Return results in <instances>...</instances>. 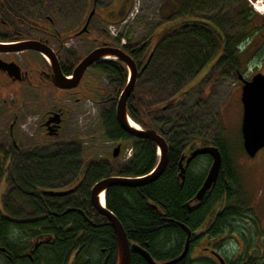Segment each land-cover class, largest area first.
Segmentation results:
<instances>
[{
	"label": "trees",
	"instance_id": "1",
	"mask_svg": "<svg viewBox=\"0 0 264 264\" xmlns=\"http://www.w3.org/2000/svg\"><path fill=\"white\" fill-rule=\"evenodd\" d=\"M240 19L241 28L225 35L212 33L207 25L198 20H173L159 26L140 44H121L141 67L147 62L145 70L139 76L151 67L160 52L167 54L172 48L180 46L184 54L173 66L160 73L156 78V89L135 87L127 103L128 114L136 123L143 128L161 130L166 137L169 144L166 169L150 183L140 186L117 184L106 192V205L122 222L129 240L143 246L157 261H167L181 253L187 236V231L182 226L185 224L195 238L191 237L189 253L173 264H216L210 258H200L197 261L192 259V250L197 246L199 237L207 238L210 246L222 250L225 236L236 233L235 221L246 219L251 212L247 211L241 177L235 158L225 145L223 130L204 138L191 135L188 128L190 124L198 127L199 122L184 124V117L162 116L164 111L172 110L190 92L192 87L186 88L188 83L206 66H209L208 72L216 66L212 76L239 74L242 52H236V47L247 39L248 31L254 29L249 27L251 22L248 21L247 13H243ZM115 39L119 45L120 36ZM95 68L112 70L122 75L123 83L111 92V95L117 96L126 82L124 63L106 59L98 61ZM114 99V96H110L101 103L104 136L107 140L123 141L125 145L133 142V152L128 161H122L121 157L110 161L91 158V162L84 166V146L73 140L36 148L29 153L28 163L18 161L13 165V173H16L14 183L28 191L40 186L62 184L66 181L64 176L67 174L74 175L81 171L84 175L79 192L65 197L66 201H62V205L57 206L52 202V197L46 196V203L59 212L57 215L42 210L36 196H28L27 238L33 239L40 234L51 237L36 251L35 257L42 258L44 264H117L118 244L113 227L110 224L93 225L85 216L98 217L99 221L103 219L90 203V187L106 176L134 177L146 174L156 165L158 153L155 142L130 136L120 127ZM166 125L169 126L164 129ZM203 144H213L219 148L222 165L216 183L199 202L195 199V194L206 176L209 156L205 155L207 163L201 171L195 170L200 155L190 162L183 183L179 175V161L184 153ZM241 146L243 149L242 142ZM56 175L59 178H55ZM232 183L233 186L236 185L235 188H231ZM234 197L237 198L234 206L220 211L215 217L217 203L224 199L228 203ZM69 204L81 206L85 215L78 211H66ZM4 221L1 231L7 229ZM195 234L199 235L198 238ZM5 245L9 246L8 243ZM239 245V250L233 256L222 253L226 264H264L263 256L248 254L247 238L239 241ZM22 246L19 240L12 242V250L14 247L23 248ZM131 264L150 263L140 253L132 252Z\"/></svg>",
	"mask_w": 264,
	"mask_h": 264
},
{
	"label": "rangeland",
	"instance_id": "2",
	"mask_svg": "<svg viewBox=\"0 0 264 264\" xmlns=\"http://www.w3.org/2000/svg\"><path fill=\"white\" fill-rule=\"evenodd\" d=\"M45 3L41 9L55 20V25L59 28H66L68 23L70 26L76 24L79 28L85 19L86 13L83 12L86 8L85 0H45ZM96 6L91 27L95 30L97 26L103 25L104 30L103 33L99 32L98 34L92 32V35L101 37L104 34L103 39L117 45L115 39L117 36H120L119 45L122 42L132 46L140 44L159 26L173 20H197L199 17H212L219 22L224 32L228 33L233 28L227 24V18L233 12V8L230 2L225 3L222 0L217 5H212L210 2L201 5L199 0H98ZM260 6L263 9L264 6L261 3L255 4L254 2L253 11L262 14ZM253 27L255 30L256 27L254 25ZM93 39V37L84 35L68 38L65 44L70 47L67 48L65 55L73 58L86 54L97 44ZM262 43L261 37L253 31H248L247 39L236 47V52H242L239 73L245 78L251 75L252 70H256L255 65ZM181 50L182 47L179 46L172 48L167 54L160 52L153 60L151 67L137 78L136 87L156 89L154 88L156 78L162 71L178 62L181 56H184ZM24 54L25 52H16L11 56L23 66L28 64V67L34 65L38 67V64L41 66L44 64L37 54L27 51L26 54L31 59L30 62L26 55L25 58L22 56ZM208 70L209 66L203 68L188 83L186 88L192 87L190 92L172 110L164 111L162 116L165 118L184 117L182 122L184 124L193 121L199 122L198 127L190 124L188 128L192 132L191 135L204 138L216 135L220 130H223L226 139L225 145L232 152L241 177L242 191L244 190L247 194L244 197V202L247 203V206L252 207L253 212L251 211V213L256 220L235 221L236 233L225 236L222 251L228 256H233L240 248L239 241H243L242 238H247L248 254L264 257V148L255 160L249 158L242 149L240 100L242 81L239 74L223 73L212 76L215 67L213 66L212 70L207 73ZM125 73L127 81L129 70L126 66ZM202 79L203 81L198 83ZM48 83V81H44L42 84H37V81L34 80V83L29 86L27 96L24 97L26 100L24 109H17L26 113V119L23 120L24 127L18 125L19 131L31 142L36 136L37 124L40 122L42 114L62 106L67 111L60 136L48 140L79 141L84 146L83 157L86 160L98 157L110 159L112 150L117 142L121 141L105 138L101 101L114 96L116 104L120 92L117 96L111 95V92L123 83L122 75L112 70L102 71L90 67L83 75L80 84L69 91L53 88L48 86ZM7 88L8 91L14 92L19 90V85L12 84ZM4 93V89H0V94L4 95ZM6 96L14 99L13 94H6ZM19 100L20 98L17 102ZM168 126L166 125L164 129H167ZM132 143L130 141L125 145L123 142L125 147L120 155L122 161L129 160L132 154ZM205 155H200L202 159L198 158L196 171H201L205 167L207 163ZM254 164L255 166H253ZM236 236L242 237L241 240L238 241ZM195 254H203L202 249L197 248ZM3 263L5 264V261L0 258V264Z\"/></svg>",
	"mask_w": 264,
	"mask_h": 264
},
{
	"label": "flooded vegetation",
	"instance_id": "3",
	"mask_svg": "<svg viewBox=\"0 0 264 264\" xmlns=\"http://www.w3.org/2000/svg\"><path fill=\"white\" fill-rule=\"evenodd\" d=\"M97 1L98 0H85L86 8L83 12H85L86 15H85V19L83 20V23L79 28H77L76 24L70 26L69 23L67 24L66 28H59L57 27V25H55V20L52 17H50L49 14L44 13L43 9H41V7L45 6L46 4L45 0H0V42L12 43V42H20V41H28V40L40 41L41 43L46 44L47 46L50 47V49H52V51L55 53L59 61L62 71L65 74H68L69 76L71 75L73 69L78 64V62L86 54H88L91 50H93L96 47L117 46V47H121L124 51L132 55L127 49L124 48L123 45H117L114 42H109L108 40L103 39L104 34H102L101 37H98L97 35L94 36L92 35L93 34L92 32L98 34L99 32H102L104 30L103 25H99L97 27L94 26L96 27L95 30H93L94 28L91 27L92 18L95 14L97 7L96 6ZM220 1L221 0H199V3L201 5H204L205 3L210 2L212 5L215 4L217 5L219 4ZM222 1H224L225 3L230 2V5L233 8L232 9L233 12L230 13L229 17L227 18L228 20L227 24L229 26L230 25L233 26V28L228 33H233L238 28H241L240 18L243 16V13L245 14L247 13L248 21L251 22L249 26L250 29H252L254 25L256 29L255 30L253 29V32H255L259 37L263 39V43L260 48L261 51L259 53V57L257 58V62L255 65L256 70L255 71L252 70L251 75L246 79H251L254 74L259 72L264 74V7L263 9L260 10L263 11L262 14L256 13L255 11H253L252 8L253 2H255V4L261 3L264 6V0H222ZM93 10L94 13L91 15V17H89ZM197 20L203 23L204 25H207L210 31L214 34H220V35L228 34L227 32H224L222 30L221 25L219 24V22L215 20V18L199 17ZM78 35L93 37L94 38L93 40L97 44L93 46V48H91L86 54L79 57L69 58L65 54L67 48L70 46H67L65 42L68 38H71L73 36L76 37ZM27 51L37 54V56L41 59V62H43L44 64L42 66L38 64V67H36L35 65L33 67L30 66L28 67V64L26 66H23L21 63H19L18 60H16L14 57L11 56V54L16 52H21V53L25 52V54L22 56L25 58L26 55L27 60L31 61V59L28 58L29 56L26 54ZM0 59L6 62H15L16 64L19 65L21 71L20 77H14L10 75L7 70L0 67V89L3 88L5 91L4 95L0 94V241H2V243L0 242V258L3 259V261H5V264H44V260L42 258L39 259V257L37 256L35 257L36 251L44 241L47 242L48 240H50L51 237L41 236L40 234V235H36V237L33 239L27 238L26 225H28L29 223L28 196L29 195L36 196V198L40 200L39 206L42 208V210L44 211L46 210L45 212L48 214L52 213L54 215H57L59 214V212H56V210L53 208L51 209L48 203H46V196L52 197L53 198L52 202L55 203L57 206L62 205L61 202L66 201L65 197H68L73 194L76 195L79 192V188L81 187L82 182L84 180V175L82 174L81 171L75 172L74 175L67 174L64 176V178H66V181H64L62 184L40 186L38 189H33L31 191H28V189L20 187L18 183H14V181L16 180V173H13V165L16 162L19 161L20 163H26V162L28 163L30 159L28 155L32 150L36 148H42L43 146L54 145L62 142V141H52L48 139H53L60 136L67 111L66 108L61 106L56 109L48 110L44 114H42L41 120L37 124V130L35 133L36 136L31 142H29L27 137L18 129V125L24 127L23 120L26 119V113L24 112L22 113L20 112V110L17 109L18 108L21 110L24 109V106L26 105V100L24 97L27 96L29 86L34 83V80L37 81V84H42L44 81H48L49 82L48 86L69 91L71 89L76 88L80 84L82 78L76 87L63 89L56 86L53 81L52 65L50 63L49 58L45 57L42 53H40L35 49H23L20 51H0ZM96 63H94L90 67H95ZM139 67L141 68V65H139ZM68 70L69 73H67ZM241 77L245 78L241 73H239V78L242 81ZM12 84H16V85L18 84L19 90L14 92L8 91L9 89L7 88V86L8 85L11 86ZM242 85H243V81H242ZM241 92H242V86H241ZM6 94L7 95L13 94L14 99L12 100L11 97L6 96ZM19 98L20 100L17 102ZM240 100H241V96H240ZM56 112H59L62 118L60 122L61 125L58 129L57 135H50L49 133L51 130L50 127L51 125H54V122H51L49 124H47L46 122ZM241 113H242L241 114V119H242V115H243L242 100H241ZM118 143L119 142H117V144ZM242 145H243V140H242ZM124 147L125 146L122 142L120 152L116 157H113V150H112L110 159H106L102 157H98L95 159H102L105 161L114 160L115 158L120 157ZM263 148H261L253 157H250L246 152L245 153L248 155L249 158L255 160L257 158V155ZM190 152L191 150L187 151L183 155L187 157L190 154ZM207 155L209 156L210 160L208 163L206 174L212 161L211 156L209 154ZM82 162H84V166H85L91 162V159L86 160L83 157ZM183 163L185 164V159L183 160ZM189 165L187 166V168L189 167ZM253 166H255V164ZM55 178H59V176L56 175ZM214 184L212 186H214ZM233 187L235 188L236 185L233 186L232 183L231 188ZM48 188L54 190H66L73 188V191L65 195H51L44 192V190ZM244 194L245 196H247L245 192ZM89 199H90V192H89ZM202 199L201 200L196 199V200L200 202L202 201ZM233 199H234L233 201L231 200L228 203L226 199H224L223 202H218L216 205V209H215L216 212L214 216L216 217L220 211L226 209L227 207L234 206L235 200L237 198L234 197ZM66 207H72L74 209H72L71 211H78L83 215H85L84 210L79 205H70ZM246 208L247 211L249 210L252 211V207L246 206ZM100 215L103 217L101 221H99L98 217L96 219L95 216L93 217H89L87 215L85 216L93 225H100V226L109 225V224L111 225V223L109 222L106 216L102 214ZM41 217H44V215H42ZM250 219L256 220V218L254 217V215H252L251 212L247 215L246 221ZM3 221L5 227L7 228L5 231H1V227L3 226ZM195 235L197 236L196 238H198L199 235L198 234ZM194 238L195 237H192V239ZM236 238H238L239 241V239L241 240L242 237L240 238L239 236ZM242 239L244 241V238ZM18 240L21 242V244H23L22 246L23 248L14 247V249L12 250V242H16ZM130 242L133 243L132 241ZM5 243L6 244L8 243L9 246L5 245ZM197 248L202 249L203 254L196 255L195 253ZM212 250L220 253L221 255L223 253L221 249H215L214 247L210 246L208 244L207 238L199 237V242L197 246L193 247L191 257L195 261H197L200 258H210L216 264H220L218 258L212 252Z\"/></svg>",
	"mask_w": 264,
	"mask_h": 264
},
{
	"label": "water",
	"instance_id": "4",
	"mask_svg": "<svg viewBox=\"0 0 264 264\" xmlns=\"http://www.w3.org/2000/svg\"><path fill=\"white\" fill-rule=\"evenodd\" d=\"M93 13L94 10L91 12L89 17H91ZM23 49H35L42 53L45 57L49 58L52 65L54 84L63 89L76 87L86 69L98 61L113 58L124 63L129 70V75L117 98L115 106L117 121L120 127L129 135L137 138H147L155 142L159 157L154 168L146 174L134 177L112 175L100 178L91 187L90 201L96 212L106 216L114 228L118 244L117 264H131L132 252L140 253L150 264H173L183 259L188 254L191 243L192 232L188 226L182 224L187 231V236L181 253L173 259L167 261H157L143 246L135 242H130L122 222L106 205V192L111 186L117 184L140 186L150 183L156 180L164 172L168 164L169 144L163 132L153 127H141L129 116L127 110L128 99L136 87L138 76L145 70L147 62L140 68L132 55L124 51L121 47L101 46L94 48L86 54L75 66L71 76H69L62 71L59 61L52 49L40 41L28 40L12 43L0 42V51H20ZM0 67L7 70L10 75L20 77V67L15 62H6L0 59ZM241 78L243 81L241 92V100L243 103V115L241 122L243 148L250 157H253L261 148L264 147V74L259 72L254 74L251 79ZM61 119L60 113L56 112L47 120V124L54 122V125H51L50 127V135L58 134ZM120 148L121 143L119 142L113 149V157L118 155ZM201 154H209L212 161L202 185L195 194V198L198 200H201L205 193L216 182L222 165V154L216 145L203 144L197 146L191 150L187 157L183 155L180 159L179 175L182 179V183L184 182L187 166L196 156ZM184 159L185 164L183 163ZM72 191L73 188L66 190H54L48 188L44 190L45 193L51 195H65ZM212 252L216 255L220 264H226L224 257L220 253L214 250H212Z\"/></svg>",
	"mask_w": 264,
	"mask_h": 264
},
{
	"label": "bare ground",
	"instance_id": "5",
	"mask_svg": "<svg viewBox=\"0 0 264 264\" xmlns=\"http://www.w3.org/2000/svg\"><path fill=\"white\" fill-rule=\"evenodd\" d=\"M262 9V7H260V10ZM133 123H135V122H133ZM96 182V181H95ZM102 199H103V194H102ZM72 209H74V208H72V207H69V208H67L66 209V211H71ZM189 251H190V249H189ZM189 253V252H188ZM153 257V256H152ZM118 258V257H117Z\"/></svg>",
	"mask_w": 264,
	"mask_h": 264
}]
</instances>
